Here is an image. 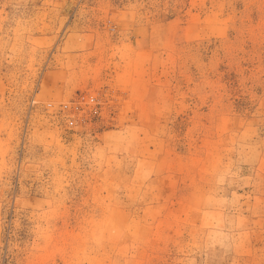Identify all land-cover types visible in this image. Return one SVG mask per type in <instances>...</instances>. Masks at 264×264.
<instances>
[{"label":"rangeland","instance_id":"rangeland-1","mask_svg":"<svg viewBox=\"0 0 264 264\" xmlns=\"http://www.w3.org/2000/svg\"><path fill=\"white\" fill-rule=\"evenodd\" d=\"M0 264H264V0H0Z\"/></svg>","mask_w":264,"mask_h":264},{"label":"built area","instance_id":"built-area-1","mask_svg":"<svg viewBox=\"0 0 264 264\" xmlns=\"http://www.w3.org/2000/svg\"><path fill=\"white\" fill-rule=\"evenodd\" d=\"M91 100H92V98H91Z\"/></svg>","mask_w":264,"mask_h":264}]
</instances>
